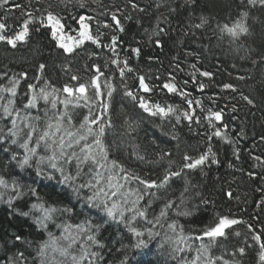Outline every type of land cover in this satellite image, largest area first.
Returning <instances> with one entry per match:
<instances>
[{
  "label": "trees",
  "instance_id": "obj_1",
  "mask_svg": "<svg viewBox=\"0 0 264 264\" xmlns=\"http://www.w3.org/2000/svg\"><path fill=\"white\" fill-rule=\"evenodd\" d=\"M134 2L138 5L137 9L130 6L129 0H101L102 7L89 0L90 9H95L90 14L97 15L101 21L105 17L100 16V13L120 9L117 15L124 31L120 33L113 32L112 29H101L105 32L104 43H108L110 35L119 36L120 43L116 48L119 57L108 48L91 42H85L73 55L65 54L44 29L39 32L30 31L29 38L18 42L16 47L0 41V88L10 87L12 80L19 79L17 95L12 99L14 107L22 110L27 102L26 95H30L27 89L29 83L37 85L39 91V88L47 85L60 89L64 84H75L76 82L70 81L71 75L79 76L81 82H88L94 75L91 65H100L105 73L101 77V84L108 79L116 89L108 111L111 127L106 129L104 137L110 149V159L117 160L141 176L153 179L162 177L169 169L179 171L185 154L196 158L207 151L209 146L216 153L219 163H207L192 170L185 169L181 177H173L165 189L153 190L156 192L154 197L146 196L141 205L151 199L149 220L159 215L168 200L174 202V207L168 210L166 220H161L164 227L156 225L153 228L160 235L150 240L147 247L134 248L132 246L137 243L138 238L129 231L125 223L104 218L102 212L83 207L75 197L70 201L66 188L55 181L35 176L34 163L31 167L21 168L11 159L13 152L22 154L21 149L0 144V175L9 182L13 179L19 181L24 192L9 207L6 201L14 193L11 189H0L5 193L0 199V264H6L5 257H13L18 251L24 252L27 264H39L36 251L41 242L48 240L49 232L60 237L62 229L57 225L80 224L86 218L100 226L96 235L104 245L103 248L92 247L102 257L95 260L94 264H191L201 243L209 245V254L213 257H223L217 264H224L225 261L228 264H264L259 261V244L253 239L257 234H264V205L261 204L264 200V165L254 168L253 165L258 162L251 158L254 155L264 157V141L261 140L264 137V63L261 62L264 59V9L250 11L246 21L249 33L233 41L228 35L220 33L218 25L232 23L241 11V0ZM16 3L21 4L24 11L32 10L25 7L29 3L36 9L47 8L51 4L55 11L66 18L76 16L79 11L72 6L63 11L58 0H39V3L36 0H10L6 7L11 8L8 24L12 28H17L23 19L21 10L14 7ZM4 11L0 9V16ZM126 16L131 19H125ZM201 16L207 18L209 23L201 29L193 28L192 25L200 22ZM107 21L111 23L110 16H107ZM68 23L75 27L72 20H68ZM158 26L165 29V34L160 37L162 46H157L154 43L156 37L152 36L153 30H158ZM137 47L141 49L139 56L131 51ZM91 53L96 55L90 56ZM117 58L121 61L128 59L129 66L134 71H126L125 77H120L119 67L122 64L110 63V59ZM106 62L107 68L104 67ZM40 64L45 65L43 71L39 69ZM193 64L201 70L215 73L211 80L197 74V79L208 85L203 92L198 91L192 82L187 85V90L191 93L188 98L202 100L203 108L193 105L196 115L200 117L199 123L184 119L182 112L187 105L183 98L163 88V84L169 81L170 74L175 77L174 82L183 87V81L190 80V74L194 71L191 67ZM22 73H27V77H22ZM139 75L146 77L153 91L144 93L137 89L136 78ZM238 76H244L245 79H237ZM226 82L233 83L237 92L221 91L220 86ZM125 85L150 103L178 107L181 120L177 122L175 116H151L144 112L125 95ZM241 93L252 98L253 105L247 104L241 98ZM0 96L5 97L4 101H0L4 103L10 94L0 91ZM65 96L66 94L61 93L60 99ZM233 106L235 111L232 110ZM45 107L44 102L40 101L30 113L33 116H43ZM58 108L63 110V105H58ZM208 109H224L223 121L213 119V122L216 127H220L222 133L235 141L234 144L212 135L215 129L204 119L208 115ZM69 111L74 114L73 122L78 124L88 109L70 106ZM21 114L27 113L22 111ZM51 114L49 111V115ZM222 123L227 124L228 128L224 129ZM7 126V120H0V128L6 129ZM209 136L212 137L210 140ZM5 148H9V151H4ZM236 149H239V159L234 154ZM162 153L170 155L159 160ZM138 155L143 156L144 160L137 159ZM169 161L172 163L169 164ZM249 171H255L257 176L250 177ZM130 187L138 185L133 182ZM30 188H36L37 195L43 201L56 206H75V212L70 216L57 214L48 223L47 229L39 227L35 222L39 213L34 210L30 212L31 204L36 202ZM229 191L232 193L231 198L227 196ZM24 212H30V215H22ZM180 212L190 214L179 215ZM219 215H227L240 222L226 229L225 236L216 241L210 242L208 238L203 241L194 239L203 229L212 225ZM172 222L183 226L184 235L192 238L188 241L191 248H186L184 252L173 253L175 245L166 239H174V233L167 228V224ZM249 225L252 227L249 228ZM133 226L141 231L153 227L139 219ZM16 235L22 236L23 240L15 241ZM240 247L245 248L243 255L237 252ZM72 252L79 254L80 242L73 246ZM61 261L63 264H70L69 260L49 250V264Z\"/></svg>",
  "mask_w": 264,
  "mask_h": 264
},
{
  "label": "snow or ice",
  "instance_id": "obj_2",
  "mask_svg": "<svg viewBox=\"0 0 264 264\" xmlns=\"http://www.w3.org/2000/svg\"><path fill=\"white\" fill-rule=\"evenodd\" d=\"M36 2L39 3V0H36ZM9 3L10 0H0V9L5 10L4 14L0 16V41L6 42L12 47H16L18 42L26 41L30 36V31L39 32L44 29L57 47L65 54L73 55L85 45V42H91L93 45L108 48L119 57V53L116 52V48L120 43L119 36L110 35L108 43H104L105 32L101 30L102 28L112 29L113 32L120 33L124 31L121 20L117 15L120 12L119 8L114 12L106 10L104 13H100V16L105 17V20L101 21L97 15L90 14L95 12V9H90L89 0H58L59 5L63 6V11H67L69 6L79 9L76 16H68L67 18L60 12L55 11L51 4L47 8L36 9L29 3L25 7L32 8V10L24 11L21 4L16 3L14 7L21 10L23 19L17 28H12L8 24L11 8L6 6ZM91 3L96 4L98 7L103 6L101 0H91ZM129 4L134 9L138 8L134 0H129ZM157 6L159 7V5ZM240 8L241 11L237 13L231 24L218 25L220 33L228 35L233 41L239 40L249 33L246 21L249 18L250 11L256 8L264 9V0H241ZM139 10L143 11V9ZM107 16H110L111 23L107 21ZM124 18L131 19L130 16ZM68 20H72L75 27L70 25ZM208 23V19L201 16L200 22L192 25V27L201 29ZM164 34L165 29L162 27L158 26V30H153L152 36L156 37L154 43L157 46H162L160 37ZM131 51L136 56H139L141 49L137 47L131 49ZM92 55H96V53H91L90 56ZM261 62L264 63V59ZM110 63L115 65L122 64L119 67V76L122 78L125 77L126 71L128 73L134 71L129 66L128 59L123 61L118 58L110 59ZM104 67H108V62L104 64ZM177 67L179 66L177 65ZM191 67L194 71L190 74V80L183 81V87L175 83V77L170 74V79L163 84V88L183 98L184 103L187 105L182 112L184 119L189 122L199 123L200 117L196 115L193 105L203 108L202 100L199 98L189 99L188 97L191 93L187 90V85L192 82L198 91L203 92L208 85L203 80L197 79V74L200 77L211 80L214 78L215 73L201 70L195 64L191 65ZM91 68L94 69V75L88 82H81L79 76L71 75L70 81L76 83L64 84L60 89L54 85H47L37 91V85L29 83L27 89L30 95H26L27 102L23 105L22 110L14 107V100L12 99L17 95L19 79L12 80L10 87L0 88V91L10 94L6 102L0 103V120H7L9 125L6 129L0 128V144H8L10 147L17 146L21 149L22 154L13 152L11 159L16 161L21 168L31 167L34 163L35 176L38 179L55 181L56 184L66 188L70 201L75 197L77 203H81L85 208L99 210L104 214V218L125 223L129 231L138 238L137 243L132 247H147L150 240L160 235L159 232H154L153 228L156 225L164 227L161 220H166L168 210L174 207V202L168 200L161 208L159 215L149 220L148 215L152 201L149 199L144 205H141V201H144L146 196L154 197L156 192L153 190L165 189L169 186L172 178L181 177L185 169L192 170L207 163L215 164L219 163V161L216 159V153L209 146L207 151L196 158L185 154L183 157L184 163L179 171L169 169L165 171L162 177L153 179L141 176L117 160L110 159V149L106 145L104 137L106 129L111 127L108 111L116 89L108 79H105L103 85L101 84V77H104L105 73L101 70L100 65L93 64ZM39 69L43 71L45 65L40 64ZM21 76L26 78L27 73H22ZM136 79L138 80L136 85L138 90L144 93L154 90L150 87L144 75H139ZM237 79L243 80L245 77L238 76ZM220 87L221 91L237 92V88L231 82L223 83ZM125 88V95L149 115L160 117L175 116L177 122L181 120V115L178 114L180 112L178 107L150 103L142 95H138L136 91L127 88V85H125ZM90 92L92 93L91 95L89 94ZM61 93L66 94L63 99H60ZM241 98L249 105L254 103L253 99L248 95L241 93ZM209 99L213 98L209 97ZM4 100L5 97L0 96V101ZM40 101H43L46 106L43 116L31 115L30 110L37 108ZM213 102H215L214 99ZM58 105H63V110H60ZM70 106H83L88 109L87 114L83 116L78 124L73 122L74 114L69 111ZM232 110H236L235 106H233ZM22 111L27 114L22 115ZM49 111L52 112L51 115H49ZM207 111L208 115L204 119L209 126L215 129L212 135L221 137L234 144L235 141L231 140L225 133H222L220 127H216L213 122V119L217 122L223 121L224 109H208ZM221 126L224 129L228 128V125L224 123ZM241 134L243 133L241 132ZM211 138V136L208 137L209 140ZM261 140L264 141V137H261ZM3 150L9 151V148ZM238 152L239 149H236L234 153L237 159H239ZM169 155V153H162L159 155V160H163ZM251 158L258 162L253 165L254 168L264 165V157L254 155ZM137 159L144 160V157L138 155ZM171 163L172 161H169V164ZM229 166L231 167L232 165ZM248 175L255 178L257 173L249 171ZM133 182L138 187H130ZM22 188L23 186L19 181L13 179L9 182L3 175H0V189H11L14 193L6 201L9 207L12 206L15 199H19L24 195ZM29 190L36 197V202L31 204L30 212L34 210L39 213L35 217V222L41 228L47 229L48 223L53 221L57 214L70 216L75 212V206L49 204L37 195L36 188H30ZM187 191L188 188L186 187L185 192ZM4 195L5 193L0 191V199ZM181 196L183 197V193ZM227 196L231 198L232 193L229 191ZM261 204L264 205V200L261 201ZM30 212H24L22 215L28 216ZM178 214L189 215L190 213L180 212ZM138 219L153 227L145 228L143 231L139 230L133 226V223ZM239 222L237 219L229 218L227 215H219L212 225L203 229L194 239L203 241L208 238L210 242L216 241L217 238L225 236L226 229H230L232 225ZM57 227L62 229L61 236L57 237L49 232L48 240L41 242L37 248L36 257L39 260V264H49V250L69 260L70 264H85L86 261L88 264H94L95 260L102 259L98 252L92 250L93 246L104 247L96 235L100 226L94 225L90 218H86L80 224H61L57 225ZM251 227L249 225V228ZM167 228L174 233V239L166 237L167 240L175 245L173 253L184 252L186 248H191V244L188 241L192 238L184 235L183 226L172 222L167 224ZM236 235H239V233H236ZM262 235L264 234H257L253 239L259 244L261 249L259 261L264 262V240H262ZM14 240L22 241L23 237L16 235ZM61 241L66 243L62 244ZM78 242H80V252L75 255L72 249ZM237 252L243 255L245 248L240 247ZM52 259L55 260V257ZM222 259L223 257L210 255L209 245L201 243L197 250V255L192 259L191 264H217V261ZM5 261L6 264H27V258L23 251H18L13 257L6 256ZM58 264H63V261L58 262ZM224 264H228V262L225 261Z\"/></svg>",
  "mask_w": 264,
  "mask_h": 264
}]
</instances>
